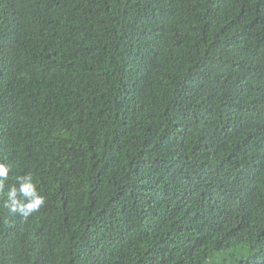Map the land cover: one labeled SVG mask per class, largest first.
I'll use <instances>...</instances> for the list:
<instances>
[{
    "label": "trees",
    "instance_id": "16d2710c",
    "mask_svg": "<svg viewBox=\"0 0 264 264\" xmlns=\"http://www.w3.org/2000/svg\"><path fill=\"white\" fill-rule=\"evenodd\" d=\"M0 163V264H264V0H0Z\"/></svg>",
    "mask_w": 264,
    "mask_h": 264
},
{
    "label": "clouds",
    "instance_id": "9594fccd",
    "mask_svg": "<svg viewBox=\"0 0 264 264\" xmlns=\"http://www.w3.org/2000/svg\"><path fill=\"white\" fill-rule=\"evenodd\" d=\"M9 171L10 169L6 164L0 163V178H7ZM17 180L18 187L14 185L7 192H3V179H0V192L7 197L4 201V207L12 212L19 211L27 217L40 210L45 204V197L38 191L31 175L19 176ZM18 192L23 197L22 202L16 199Z\"/></svg>",
    "mask_w": 264,
    "mask_h": 264
}]
</instances>
